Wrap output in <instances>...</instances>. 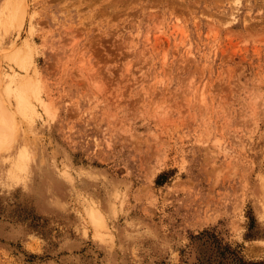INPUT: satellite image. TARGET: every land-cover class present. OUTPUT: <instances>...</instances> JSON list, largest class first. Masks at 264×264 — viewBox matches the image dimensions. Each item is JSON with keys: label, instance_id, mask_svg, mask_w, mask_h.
<instances>
[{"label": "rangeland", "instance_id": "obj_1", "mask_svg": "<svg viewBox=\"0 0 264 264\" xmlns=\"http://www.w3.org/2000/svg\"><path fill=\"white\" fill-rule=\"evenodd\" d=\"M0 101V264L264 259V0H0Z\"/></svg>", "mask_w": 264, "mask_h": 264}, {"label": "bare ground", "instance_id": "obj_2", "mask_svg": "<svg viewBox=\"0 0 264 264\" xmlns=\"http://www.w3.org/2000/svg\"><path fill=\"white\" fill-rule=\"evenodd\" d=\"M9 111L0 101V146H3V142L10 138V129L15 122V117L11 114L12 111Z\"/></svg>", "mask_w": 264, "mask_h": 264}, {"label": "trees", "instance_id": "obj_3", "mask_svg": "<svg viewBox=\"0 0 264 264\" xmlns=\"http://www.w3.org/2000/svg\"><path fill=\"white\" fill-rule=\"evenodd\" d=\"M222 247H224L225 250L231 249L229 245L222 246ZM235 264H264V259L263 260H247V259H244L243 257L236 256Z\"/></svg>", "mask_w": 264, "mask_h": 264}]
</instances>
